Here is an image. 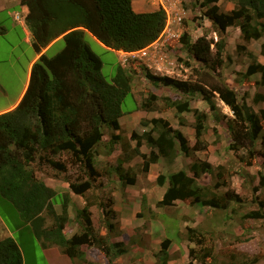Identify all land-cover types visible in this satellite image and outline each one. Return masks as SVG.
Returning <instances> with one entry per match:
<instances>
[{
  "label": "trees",
  "instance_id": "obj_1",
  "mask_svg": "<svg viewBox=\"0 0 264 264\" xmlns=\"http://www.w3.org/2000/svg\"><path fill=\"white\" fill-rule=\"evenodd\" d=\"M20 1L29 8L26 23L32 32L36 52H41L59 37H63L66 46L54 56L43 53L34 62L21 101L14 109L0 113V193L19 210L24 222L31 224L44 246L58 245L78 264H93L83 251V246H92L113 264L120 256L130 253L137 241L134 237L129 243L112 241L111 232L115 226L109 219L116 217L112 198L98 203L108 229L107 234H101L90 210L94 204L92 197L98 196L88 193L96 187L94 183L99 172L94 156L104 145L107 129L112 131L108 146L124 139L116 131L121 129L120 117L125 114L126 98L131 94L136 99L133 92L135 76L142 69L152 85L172 91L170 95H157L147 90L140 108L158 110L162 99L163 107L174 108L181 116L184 113L195 116L196 143L193 146L180 129L164 118L151 119L148 121L153 125L150 131L141 136L132 135L137 139L133 152L144 158V171L160 157L173 162L179 151L189 155L191 150L207 149L205 136L211 128L210 114L192 106L193 99L199 95L209 103L213 113L217 109L214 100L217 96L230 107L233 116L225 123L226 130L232 135L229 149L237 152L248 148L253 154L252 147L264 130V107L256 111L245 99H240L220 69L230 27H239L247 43L264 36V0H225L235 2V8L230 11L221 10L218 5L221 0H191L192 8L204 11V16L212 23V31L218 35L215 41L209 37V31H205L192 43L186 32L178 40L194 55L196 62L186 63L192 68V74L189 77L157 75L147 66L140 67L138 61H132L129 65H120L111 81L102 73L103 60L85 39L87 32L109 49L138 51L161 37L168 19L164 8L137 12L133 0ZM3 32L0 28V34ZM238 49L247 50V45L239 44ZM262 51L264 53V43ZM248 54L250 63L245 75L260 74L255 85L264 87V63L251 51ZM253 102L264 103V93L255 92ZM180 123H186L185 117L180 118ZM212 133L220 136L216 127H212ZM141 138L158 151L152 150L149 155L141 153ZM261 139L264 145V136ZM127 149L125 145L124 152ZM45 164L61 173L75 169V180L67 179L70 191L86 198L87 204L76 214L81 230L70 236L65 232L69 221V194L62 195V210L58 212L55 208L59 203L56 202L57 191L37 175L39 165ZM117 169H121V164ZM191 170L192 174L181 169L157 177L159 185L169 183L158 206L167 209L181 200L199 203L208 210L228 209L232 201L240 200L235 190L221 191L223 183L220 181L214 184L199 182L201 174L206 173L221 178V172L215 174L216 169L210 162L195 161ZM125 179L129 184L136 181L135 177ZM144 201L146 207V199ZM249 216L264 218V207L250 212ZM187 230L185 238L190 243H202V232L193 227ZM170 244L171 239L164 238L159 251L155 252L158 260L148 262L146 258L144 264H169ZM189 250L190 254L195 252L193 248ZM143 258H140V264H143ZM0 264H24L23 252L14 237L0 239Z\"/></svg>",
  "mask_w": 264,
  "mask_h": 264
},
{
  "label": "crops",
  "instance_id": "obj_2",
  "mask_svg": "<svg viewBox=\"0 0 264 264\" xmlns=\"http://www.w3.org/2000/svg\"><path fill=\"white\" fill-rule=\"evenodd\" d=\"M164 1L169 6L170 18L168 20L169 23H167L163 34L156 42L160 43V40H162V42L165 43L164 49H167L168 52L169 46H171L172 44L174 46L180 44L178 40L186 32L190 35L191 42L195 43L199 36L203 35L205 31H208L207 28H212L211 21L205 16V19L202 23H199L198 21L193 19L195 14L193 12L194 10L191 5V0ZM218 5L220 6L222 11H230L235 8L234 1L221 0L218 2ZM10 7L19 8L18 11L19 15L21 16V19H17L16 16L18 14L16 15L14 14V12H8V14L10 18L14 21V24H17L14 26L12 25L11 28L16 29L17 26H19L21 29V34L20 41L18 43L13 44L11 53L9 54L11 55L13 54V52L15 53L18 48L22 47V45L25 44L28 48H31L33 50V56L30 58L28 64L27 79L19 97L13 104L0 109V113L12 110L18 105L28 88L32 66L34 62L39 59V57L43 53H46L50 56L51 50H53V48L63 40V37H59L58 39L53 41L49 46L44 48L41 52H36L33 47L32 32L26 23V16L29 12V8L26 5H23L20 0H0V12L7 11ZM133 7L137 12H148L159 9V6L154 4L153 0H133ZM181 15L183 16V19L182 21H179L177 18ZM3 21L4 20L0 17V28L4 29L3 36H8L11 29L5 26L3 24ZM211 33H215L217 35V33L214 31H212ZM210 35L211 34H209V37ZM0 36H2V34H0ZM91 36L92 40L100 44L102 48L108 51H116L118 54L119 63L120 65H122V50L109 49L107 46L98 41L92 34ZM231 40L234 42H237V40H239L240 42L243 41L242 32L239 27L233 26L228 29V38L225 50V54L229 55L232 59V64H235L236 62L233 56L234 53L232 51L228 52ZM256 42L258 43V47L254 46ZM262 43H264V36L259 40H253L252 42H249L248 48L258 58L260 62L264 63V53L261 47ZM60 51L62 50H55L52 56L56 55ZM244 63L246 67H248L250 63L249 58L248 60H244ZM185 66L186 70L192 69L187 64ZM235 70H238L237 67L235 68ZM246 71L247 69H242V71L240 72L246 73ZM225 75L227 77V83L232 88L236 90H238V86L240 88H243L244 86H247L248 88H253L252 93H250L249 97L252 98L254 96L256 85L251 83L250 78L255 76L257 77V80H259V74L247 76L246 78H249V80L245 81L243 85L238 84L239 82L235 81V77L233 75L229 76L227 72L225 73ZM140 76H142L141 80L147 84V79L144 77V75L140 74ZM252 85L254 86L252 87ZM148 87L149 90H151L153 93L161 95V93L157 92L156 87L154 85L152 87L149 84ZM133 92L135 94L134 88ZM144 92L145 93H143V95L146 96V91ZM135 98L137 103L136 109L134 111L125 113L120 117L121 129L116 131V133L121 134L125 140H118L114 144L108 146L109 133L112 131L110 129H107V134L104 138V145L99 148L98 152L94 156V163L96 169L99 172V176L96 181L97 183H94L96 187L93 188V190H90L89 193L95 194L94 191H96L97 193L95 195H97L98 197H92V202H94V204L91 206L90 210L93 213L92 217L94 224L96 223V217L100 218V220L102 221V225L100 227L101 234H107L108 229L106 226V218L103 215L102 209L98 207V203L106 202L105 197H107V199L112 198L114 201L112 207L116 212V217L114 219H109L110 222L113 223L115 226V230L111 232L112 241H125L126 243H129L133 237L135 238V235L141 232L146 237V239H149L150 241H152L153 244H156L155 247H148L149 252L152 253V248H156V250H159L160 247H158L157 245L160 243V241L167 237L165 231V235H163L162 233V231L166 229L162 225H160V216L167 214L168 209L158 206V202L163 198L165 191L169 186V183L166 182L164 185H159L157 183V177L160 174L168 175L170 172L178 171L181 169H184L188 173L192 174L193 172L191 170V165L193 162L199 160L210 162L212 166L215 167L216 164L213 161V158L217 155V153L221 154L220 151L222 142H213L212 137H214L215 139V136L211 134L212 127L218 128L219 133L221 134L222 127L223 125H225L226 120L231 118L233 115L232 113H230L231 111L229 106L223 103V101L218 96L214 98L217 105V109L214 111V113L210 111L209 103L204 100L201 95L195 97L192 101V106L194 108L205 110L210 114L209 125L211 128L205 136V139L208 142L207 149L191 150V153L189 155L179 151L177 157L173 162H168L165 158L160 157L156 162L150 164L148 170L144 171V158L142 157V155L133 152L135 147L137 146V139L132 138V135H134V133H137L141 136L144 134L145 131H150L153 125L151 122L148 121H150L151 119L164 118L169 120L174 128L180 129L189 140L190 146H193L196 143L194 129L195 116L193 113H184L181 116V114L177 113L174 108L163 107V105H161L163 104L162 102H159L160 109L154 111H147L139 107L140 101L137 99L136 95ZM247 102L251 104L250 98H247ZM181 117H185V124L180 123ZM153 134L156 135V132H153ZM141 141V153L149 155L152 150L156 152L158 151L157 148L149 146L144 138H141ZM125 145L128 146L126 152H124ZM119 164H121V169H117L119 167ZM52 172L54 173L53 176L42 177L40 171H37V175L43 178L49 186L53 187L57 191L58 195H63L66 193L69 194V221L67 222L65 232L68 236H70L73 233L77 232L81 227L80 223L76 219V214L78 210L85 207L87 201L84 196L70 191V183L67 181V179L56 178L55 174L57 171L53 169ZM128 177H135L136 181L132 184H129L128 182H126L127 180L125 179H128ZM211 178H213V175L211 174H201V176L199 177V182H201L202 184H208L211 183ZM0 196L5 198L1 193ZM145 199L146 207H144ZM181 206L187 207L190 211H193L197 214H200L203 211L201 208H204L206 212L208 211V209L201 206V204L199 203L191 204L189 201L181 200L176 201L175 205L172 208L180 209ZM55 208L58 212H60L62 210V202L60 203V205L56 204ZM145 210H147L146 213H144ZM176 217L178 218V220L180 219L179 215H177ZM155 225L158 226L155 227ZM19 228H27V241L24 243H20L16 239L23 252L24 264H27V253L31 249H34L36 253L41 252L47 264H78L71 257L65 254L58 245L50 244L48 246H44L42 241L35 235L30 223L24 222V225H20ZM183 231L184 228L182 227V232ZM156 235L157 237H155ZM10 236L14 237V231H12L8 227V225L0 215V239ZM179 238L183 239H180L178 244L171 239V244L169 248L170 255L175 252V248L177 247L179 248V250H183L185 252V255H187L189 241L185 238V233L184 235L179 236ZM145 242L146 240L144 238H140V241L138 240L136 242V244L134 245L135 247L132 248L130 253L120 256L115 260L113 264H119L118 262L120 261H132L133 258H135V260H141L140 258H143V256L145 257V255L148 254ZM83 251L87 254V258L93 264H111L106 258V256L95 247L85 245L83 246ZM137 264H140V261H138Z\"/></svg>",
  "mask_w": 264,
  "mask_h": 264
},
{
  "label": "rangeland",
  "instance_id": "obj_3",
  "mask_svg": "<svg viewBox=\"0 0 264 264\" xmlns=\"http://www.w3.org/2000/svg\"><path fill=\"white\" fill-rule=\"evenodd\" d=\"M18 10V7H10L7 11L0 12V17L4 20L3 24L11 29L8 36H3V33L2 36H0V109L13 104L19 97L27 79L30 58L33 56V50L28 48L25 44L18 48L15 53L13 52L11 55L9 54L11 53L13 44L20 41L21 29L19 26H17L16 29L11 28L12 25L14 26L17 24H14V21L10 18L8 12H14V14L17 15L19 14ZM193 10L195 14L193 19L202 23L205 19L204 11L200 10V8H193ZM207 30L209 31V34H211L210 38H214V40L217 41V35L211 33L212 28L209 27ZM85 39L91 48L103 60L104 64L102 73L111 81L117 74L120 66L117 52L108 51L102 48L100 44L92 40V36L89 32H87ZM239 40H237V42L231 40L228 50V52L232 51L234 53L233 56L236 63L232 64L230 56L225 55L220 71L223 73L226 80L227 77L225 73L227 72L229 76L233 75L235 77V81L239 82L238 84L243 85L245 81L249 80V78L247 79L245 73L240 71H242V69H247L244 60H248V52L251 50L248 48V43L245 40L242 42ZM239 44L247 45V50H239ZM65 46L66 43L63 39L53 48V50H51L50 56L54 54L53 52L55 50H63ZM254 46L258 47V43L256 42ZM212 47L214 48V45ZM168 48L170 53L169 59L173 61V63H168L167 65L170 69L168 74L170 73L177 77H189L192 74V69L186 70L185 65L187 62L195 61L193 59L194 55L189 52L186 47L181 46V44L169 46ZM136 61H138V66L146 67V64L141 60ZM122 65L124 64L122 63ZM236 67L238 70H235ZM141 70L142 69H140V74L144 75ZM150 70L153 73L157 72L152 69ZM158 73L159 75H162L160 72ZM140 74L135 76L133 88L137 99L141 102L144 97H146L143 95V93H145L144 91L147 92V90H149L148 85L150 84L152 87L153 85L148 80H146L147 84L144 83L141 80L142 76H140ZM258 77H261L260 74ZM250 80L252 84H255L257 77L254 76L250 78ZM253 86L254 85H252V87ZM244 87L240 88L238 86L237 92L239 98L245 99L246 101L247 98H250L251 105L256 111H259L264 107V103L255 104L253 102V97H249L253 88H248L247 86ZM156 90L158 93H161V95H170L172 92L171 90L167 91L168 89L165 88L156 87ZM255 92L264 93V87L256 84ZM159 102H162V99ZM136 107V100L130 94L123 104V111L128 113L134 111ZM230 111L233 115L231 109ZM225 125H223L222 133L219 137L212 133L215 136V139L212 137L213 142L220 141L222 144L220 151L221 154L217 153L213 158V161L216 164L215 174L221 172V178L218 179L217 175H214L213 178H211V183L213 182L212 184H214L217 181L222 182L223 187L221 188V191L224 192L228 189L235 190L236 193L239 194L240 200L232 201L228 209H209L206 212L204 208H201L203 211L200 214L190 211L189 208L183 206H181L180 209L172 208L173 206L167 208V214L160 216V225L166 229H162V233L165 235V231L166 238L172 239L178 244L180 239H183L179 238V236L184 235V233L188 231V227L197 228L203 233V241L201 244L195 242L190 244L189 242L187 255H185L183 250H179L176 246L177 248H175V252L170 255L169 264H264V218H254L249 216L250 212L257 211L261 207H264V145L261 142V138L264 136V130L258 143L252 147L253 154H250L248 148H241L237 152L229 149V144L232 142V135L226 130ZM247 147H249L248 144ZM37 170L41 172L40 174L42 177L53 176L54 174L52 172L53 168L47 164L44 166L39 165ZM55 176L56 178H65L74 181L77 177V173L75 169H69V172L67 173L56 172ZM94 193L96 194L97 192L94 191ZM62 198V195H57L56 202H59L58 205L62 202ZM105 199H107V197H105ZM146 212L147 210L144 211V213ZM0 215L8 227L14 231L15 239L20 243L26 242L27 228H19L20 225H24V220L21 217L19 210L9 200H6L3 197L0 198ZM177 215H179V220L176 217ZM96 218L95 226L99 229L102 225V221L100 218ZM48 222L50 224L51 219H49ZM157 226L158 225H155V227ZM182 227L184 228L183 232ZM80 230L81 228H79V231ZM155 237H157V235ZM140 238L146 240V250L148 251V254L145 255L141 262L144 264L146 258L148 262L150 261V258L152 260H158L155 257V252H158L159 250L152 248V253H150L148 249V247H155L156 244H153L152 241L146 239L141 232L135 235L134 239L135 241H140ZM157 246L161 247V241ZM189 248H193L195 252L190 254ZM138 261L139 260L133 258L132 261H120L118 263L137 264ZM27 264H47V262L44 260L41 252L36 253L34 249H31L27 253Z\"/></svg>",
  "mask_w": 264,
  "mask_h": 264
},
{
  "label": "built area",
  "instance_id": "obj_4",
  "mask_svg": "<svg viewBox=\"0 0 264 264\" xmlns=\"http://www.w3.org/2000/svg\"><path fill=\"white\" fill-rule=\"evenodd\" d=\"M154 4L158 5L159 8H164L167 12L168 19L167 23H169L170 18V9L169 6L165 3L164 0H153ZM17 19H20L21 16L18 14L16 16ZM179 21H182L183 16H179L177 18ZM167 26V25H166ZM163 34V33H162ZM159 40V39H158ZM165 43L160 40L159 42H154L150 46L143 48L138 51L133 52H125L123 51L121 53V60L124 65H129L132 61L141 60L146 64V66L152 70H155L157 72H154L155 74L159 75L158 72H160L162 75L168 74L170 72V69L167 67L168 63H173L169 59V52L167 49H164ZM168 68V69H167ZM167 73H166V71ZM169 75H171L169 73Z\"/></svg>",
  "mask_w": 264,
  "mask_h": 264
},
{
  "label": "clouds",
  "instance_id": "obj_5",
  "mask_svg": "<svg viewBox=\"0 0 264 264\" xmlns=\"http://www.w3.org/2000/svg\"><path fill=\"white\" fill-rule=\"evenodd\" d=\"M21 19V18H20Z\"/></svg>",
  "mask_w": 264,
  "mask_h": 264
}]
</instances>
